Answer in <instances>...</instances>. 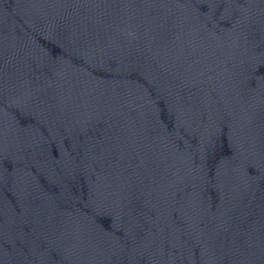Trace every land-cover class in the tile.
Listing matches in <instances>:
<instances>
[{"label": "water", "instance_id": "1", "mask_svg": "<svg viewBox=\"0 0 264 264\" xmlns=\"http://www.w3.org/2000/svg\"><path fill=\"white\" fill-rule=\"evenodd\" d=\"M0 264H264V0H0Z\"/></svg>", "mask_w": 264, "mask_h": 264}]
</instances>
